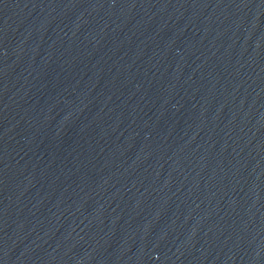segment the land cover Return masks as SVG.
<instances>
[{"label": "water", "instance_id": "water-1", "mask_svg": "<svg viewBox=\"0 0 264 264\" xmlns=\"http://www.w3.org/2000/svg\"><path fill=\"white\" fill-rule=\"evenodd\" d=\"M0 264H264V0H0Z\"/></svg>", "mask_w": 264, "mask_h": 264}]
</instances>
